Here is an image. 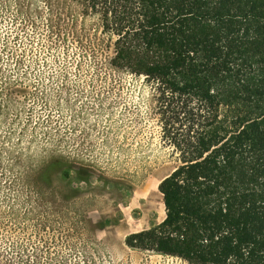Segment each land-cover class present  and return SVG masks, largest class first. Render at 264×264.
<instances>
[{
    "label": "rangeland",
    "instance_id": "rangeland-1",
    "mask_svg": "<svg viewBox=\"0 0 264 264\" xmlns=\"http://www.w3.org/2000/svg\"><path fill=\"white\" fill-rule=\"evenodd\" d=\"M77 12L0 0V264H189L125 243L165 219L178 155L156 85L111 67Z\"/></svg>",
    "mask_w": 264,
    "mask_h": 264
},
{
    "label": "trees",
    "instance_id": "trees-1",
    "mask_svg": "<svg viewBox=\"0 0 264 264\" xmlns=\"http://www.w3.org/2000/svg\"><path fill=\"white\" fill-rule=\"evenodd\" d=\"M74 1L111 67L156 85L178 155L158 187L165 219L126 245L264 264V0ZM58 163L39 171L45 184Z\"/></svg>",
    "mask_w": 264,
    "mask_h": 264
}]
</instances>
